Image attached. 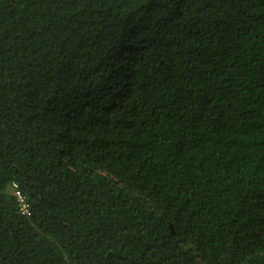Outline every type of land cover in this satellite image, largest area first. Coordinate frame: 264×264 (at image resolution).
Listing matches in <instances>:
<instances>
[{
	"label": "trees",
	"instance_id": "trees-1",
	"mask_svg": "<svg viewBox=\"0 0 264 264\" xmlns=\"http://www.w3.org/2000/svg\"><path fill=\"white\" fill-rule=\"evenodd\" d=\"M0 264H264V0H0Z\"/></svg>",
	"mask_w": 264,
	"mask_h": 264
},
{
	"label": "built area",
	"instance_id": "built-area-1",
	"mask_svg": "<svg viewBox=\"0 0 264 264\" xmlns=\"http://www.w3.org/2000/svg\"><path fill=\"white\" fill-rule=\"evenodd\" d=\"M11 192L16 198L20 212L24 215H28L29 207L27 201L25 197L21 194V192L18 190L17 185L15 183L11 185Z\"/></svg>",
	"mask_w": 264,
	"mask_h": 264
}]
</instances>
